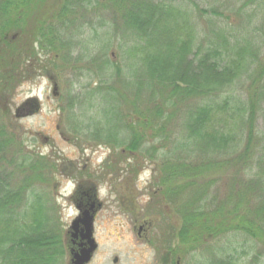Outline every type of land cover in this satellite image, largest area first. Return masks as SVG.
I'll return each instance as SVG.
<instances>
[{
  "label": "trees",
  "instance_id": "16d2710c",
  "mask_svg": "<svg viewBox=\"0 0 264 264\" xmlns=\"http://www.w3.org/2000/svg\"><path fill=\"white\" fill-rule=\"evenodd\" d=\"M59 1L52 14L58 16L55 19L59 25L52 17L37 20L31 33H27L26 23L34 0L0 1V13L3 14L0 19L3 20L0 25V62L10 60L17 50L9 47L13 44L17 49V44L22 43L27 33L33 42L26 45L29 49L24 47V50L36 57L34 64L39 66L40 72L56 70L57 61L67 54V42L63 36L68 35L63 32L66 28L63 19L67 14L76 16V11L89 12L91 8L103 12L99 21L105 27L103 48L113 47L115 41L111 38L119 36L117 48L122 49L121 57L128 63V73L116 64V75L128 77L141 70L145 73L142 77L147 78H140L137 89L130 91V94L134 93L133 101L139 102L140 97L137 99L136 96L140 90L146 92L147 86L151 85L146 99L148 107L140 108L136 103L130 105L134 109L127 116L130 140H120V145L125 146L123 151L132 158L144 157L156 163V180L168 191L167 199L177 196L180 199L184 190L190 189L194 183L196 186L199 179L205 180L209 173L216 179L229 173L234 178L245 177L247 192L258 198L250 210L253 217L241 206L249 204L243 193L230 209L219 207L213 219L208 213L196 216L201 210L195 209L196 202L185 205V224L176 234L179 245H189L194 249L210 237L230 230L244 232L264 245V42H255L251 29L243 35L220 29L211 31L209 38L196 44L198 30L192 23L188 6L193 8L194 5L197 11L200 9L193 0ZM84 15V21L80 20L83 19L81 16L70 20L69 25L80 28L79 33L84 31L85 24L92 23ZM89 26L92 28L94 24ZM14 32L20 35L18 41L10 35ZM37 43L40 48L38 54L35 50ZM100 56L91 60L101 66L106 59ZM6 81L3 79L0 84ZM0 89H5V85ZM97 93L94 90L89 94L95 98ZM109 97L111 101L114 98V102L104 109L121 119L118 111L126 102L115 105L114 95ZM176 114L182 115L178 122L181 127L179 135L168 127ZM119 121L116 122L117 127H125L124 124L119 125ZM6 132V129H0V152L9 148L3 143L17 139L14 132L9 135ZM149 141L152 142L151 148H144L143 145ZM165 141L173 142L175 152L164 151L166 146L161 148V152L155 145L159 142L164 145ZM111 145L113 151L118 150L122 155L117 149L120 147L118 139ZM19 151L17 155L22 162L18 168L28 167L32 152ZM195 156L201 160L191 163V157ZM172 157L174 161L178 160L172 163ZM2 158L0 156V264H60L61 258L69 251L68 242L58 230L60 226L54 231H43L42 225L48 220L44 217L40 196L29 203L23 213L15 215V206L20 202L26 185L9 189L8 176L1 166ZM12 158L15 160L16 156ZM40 158L47 163L50 160L48 156ZM41 166L44 167L43 163ZM29 167L34 169V174L38 172V163H31ZM38 178L44 179L42 171ZM174 235L175 232L172 237ZM234 259L230 258L229 264H236Z\"/></svg>",
  "mask_w": 264,
  "mask_h": 264
},
{
  "label": "rangeland",
  "instance_id": "374dc122",
  "mask_svg": "<svg viewBox=\"0 0 264 264\" xmlns=\"http://www.w3.org/2000/svg\"><path fill=\"white\" fill-rule=\"evenodd\" d=\"M193 1L200 9L197 11L193 4V8L188 6L192 23L198 30L196 44L205 40L204 38H209L211 31L220 29L235 35H243L251 29L255 42H264V0ZM59 2V0H43V2L34 0V3L30 4L33 7L32 13L27 18V33L32 32L37 20L52 17L56 25H59L58 19H55L58 16L52 15ZM75 13H77L76 16L69 13L66 20L63 19L64 28L66 26L63 32L66 31L68 34L63 35L67 42V54L57 61L56 70L47 69L44 73L40 72L39 66L34 64L36 57L28 55L24 50V47L29 49L26 45H31L33 42V38L27 33L26 37L22 38V43L17 44V49L13 44L9 47L17 50L9 58L10 60L0 62V82L8 79L6 88L0 89V129H6L8 135L14 132L17 138L7 144L3 143L9 148L0 152L4 160L1 166L8 176L10 190L18 188L21 184L26 185L22 190L20 202L15 206V215L23 213L26 206L38 200L40 196L44 204V217L48 220L42 225L43 231H54L60 226L61 230H58L62 231L64 241H67L65 232L71 226V219L75 216L74 205L68 197L75 183L77 181L83 183L86 178H90L91 170L106 173L107 171L102 170L101 165L107 162L108 157H118L121 162L126 158V166H133L135 169L133 178L129 176L126 180L127 186L125 185L124 188L123 185L119 186L120 180L112 181L113 179L110 180L107 174H102L105 180L99 181V198L104 203V207L99 213L94 230L99 247L89 264H162V244L158 243L159 250L156 251L154 246L142 243L132 229L134 221L143 219L151 222L153 235L160 238L167 235V243L163 245V248L168 247L169 264H177V259L180 260V264H229L231 263L229 259L232 257H235L236 264H264L263 243L241 231L230 230L212 236L194 249L189 245H179L176 234L177 230L185 224V205L189 206L196 202L195 209H201L196 216L208 213L213 219V214L219 207L230 209L243 193L245 198L249 199V204L241 206L253 217L250 210L257 203V195L247 192L245 177L234 178L229 173L216 179L209 173L205 180L199 179L196 186L194 183L190 189L184 190L180 199L178 196L167 199L168 191H165L156 181L158 175L156 163L143 159L144 157L132 158L123 151L125 146L120 145L121 139L130 140L131 130L127 125L130 120L127 116L134 112L131 106L136 103L140 108L148 107L149 103L146 99H148L151 85L147 86L146 92L144 89L140 90L139 95L136 96L137 99L140 97L139 102L133 101L134 93L130 94V91L137 89L136 84L140 78L147 80L142 77L145 73L138 70L136 75L129 74L128 77L116 75V64L121 65L124 73H128L126 71L128 63L121 57L122 49L117 48L120 37L110 35L111 41L115 43L113 47L104 49L102 36H105V27L99 24L103 12L91 8L89 12L80 9ZM84 14L91 20L94 27L89 26L92 23L85 24L82 28L84 31L79 33L80 28L78 30V27L76 29L75 26L71 27L70 20L80 19L78 16L83 18ZM1 17L3 18V14L0 13V19ZM23 19L24 16L21 24L24 22ZM80 20L84 21V18ZM2 21L0 20V25ZM75 30L77 31L74 32ZM10 35L12 39H17L16 41L20 37L16 32ZM35 50L37 54L40 52L38 43ZM99 55L108 60L102 58L104 64L101 66L97 61L91 60L98 58ZM48 76L53 77V81L56 80L58 84L56 93L53 92V81ZM2 86L0 84V88ZM94 90L98 91L95 98L89 94ZM112 95L117 100L115 105L126 102L118 111L121 119L114 116L113 112L104 109L114 102V98L113 101L109 100V96ZM32 96H37L41 100L40 111H32L29 116L23 118L15 116V110ZM181 116L176 114L168 126L171 132L178 135L181 131L178 125ZM118 120H120L119 125L124 124L125 127H117ZM169 136H172L170 132ZM117 139L120 145L117 149L121 150L122 155H119L118 150L113 151L110 147L113 140ZM172 143L165 141L164 145H160V142L155 145L161 152L163 146H166L164 151L169 149L175 152L172 149ZM151 146V141L143 145L144 148H151ZM19 149L32 152L29 154L28 167L18 168L17 165L22 162V158L17 155L20 152ZM13 155L16 156L15 160L12 158ZM44 156L49 157L48 163L40 158ZM180 157L178 156L179 159ZM173 159L174 157H172V163L178 160ZM200 160V157H191V163H197ZM69 161L74 164L72 168L78 167L79 170L71 171ZM31 163L34 165L38 163V172L35 174L34 169L29 167ZM42 163L44 167L41 166ZM40 171L44 178L42 181L38 178ZM29 179H31L30 182H28ZM92 181L96 182V179ZM116 191H119L121 196L126 195L128 201L132 202L131 206L126 199L124 201L119 198L120 194H116ZM174 232L175 235L172 237ZM70 255L67 251L59 263L70 264ZM116 257L118 262L115 263Z\"/></svg>",
  "mask_w": 264,
  "mask_h": 264
},
{
  "label": "flooded vegetation",
  "instance_id": "af4514ba",
  "mask_svg": "<svg viewBox=\"0 0 264 264\" xmlns=\"http://www.w3.org/2000/svg\"><path fill=\"white\" fill-rule=\"evenodd\" d=\"M48 77L50 80H52V81L54 80L53 77H51V76H48ZM7 81H8V79H7ZM7 81L3 84V85H5V88L7 86ZM57 88H58V84L55 80V81H53V92L54 93H56ZM40 106H41V100H39V98L37 96L29 97L16 109V110L21 109V112L19 115H17L16 110H15V116H18L21 118L29 116L30 112L35 108L36 109L34 111H37V110L40 111ZM125 160H126V158H124L123 162H121L120 158H118V157H113V158L108 157L106 159L107 162H104L101 165L102 170L107 171L106 173L102 172V171L96 172L95 170H91L89 172L90 178H86L85 182H83V183L80 181H77L75 183V187L72 190V192L69 194V197H68L71 200V202L73 203L74 208H75V216L73 217V219H71V223L73 220L78 219L79 217H82V214L85 211H88V214L90 216H93V218H94V229L93 230H95V223L98 219L99 213L102 211V209L104 207V203L99 198V191H100L99 181L105 180V177L102 174H107L109 176L110 180L113 179L112 181L119 179L120 182L118 185L119 186L123 185V188H124V186L126 185V180H128V177L130 176L131 178H133V175H135L134 167L133 166L128 167V165L126 166ZM131 161L133 162V160H131ZM86 162H85V165L87 164ZM69 164L71 166V168H70L71 171L75 170L74 172H76L77 170H79L78 167H77V169L72 168V166L74 165L72 162L69 161ZM99 168H100V166H99ZM118 174L120 177L118 176ZM93 179H96V182H93L92 181ZM116 194H120L119 191H116ZM126 197H127L126 195L121 196V194L119 196V198H121L123 200L126 199L127 202H130V206H131L132 202L128 201V198H126ZM124 201H122V202H124ZM82 229H83V225L80 223L78 232H75V235H76L75 237L73 236V233H72L73 231L71 230L70 227L65 232L66 233L65 237L67 238L69 252L71 254L70 255V264H74L73 260H72L73 256L76 253H79L82 249L87 247V246H85V241L82 240V237H81ZM132 229L137 233L138 238L140 241H142V243L148 244V245L150 244V245L154 246L156 248V251L159 250V248L157 246L158 243L162 244L161 245L162 246L161 247V255H162V261H163L162 264H169V262H168L169 258L167 256L168 247L166 246L165 248H163V245L165 243H167V239H168L167 235H165L163 238H160L156 235H153L151 232V230H152L151 222L148 219L134 221L132 223ZM93 237L95 239V236H93ZM95 241H96V239H95ZM96 244H97V247L92 254L91 260L87 264H89L92 261L94 254L98 250L99 244L97 241H96ZM170 251H174V250H170ZM163 256H164V258H163ZM176 261H177V264H180L179 259H177ZM114 262L115 263L118 262V257H116L114 259Z\"/></svg>",
  "mask_w": 264,
  "mask_h": 264
},
{
  "label": "water",
  "instance_id": "95a60500",
  "mask_svg": "<svg viewBox=\"0 0 264 264\" xmlns=\"http://www.w3.org/2000/svg\"><path fill=\"white\" fill-rule=\"evenodd\" d=\"M36 109V108H35ZM33 109L32 111H34ZM32 111L30 113H32ZM21 109L16 110L17 115H19ZM35 112V111H34ZM83 225V229L81 231L82 240L85 241L86 248L82 249L79 253H76L73 256V263L74 264H87L91 258L92 254L95 251L97 244L93 237V229H94V218L88 214V211H85L82 214V217L75 219L71 223V230L73 231V236L75 237V232H78L79 224Z\"/></svg>",
  "mask_w": 264,
  "mask_h": 264
}]
</instances>
